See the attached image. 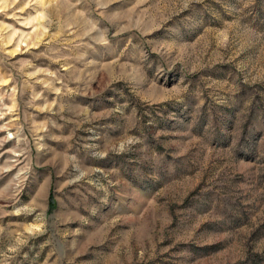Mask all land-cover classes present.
I'll list each match as a JSON object with an SVG mask.
<instances>
[{
  "label": "rangeland",
  "instance_id": "rangeland-1",
  "mask_svg": "<svg viewBox=\"0 0 264 264\" xmlns=\"http://www.w3.org/2000/svg\"><path fill=\"white\" fill-rule=\"evenodd\" d=\"M0 264H264V0H0Z\"/></svg>",
  "mask_w": 264,
  "mask_h": 264
}]
</instances>
